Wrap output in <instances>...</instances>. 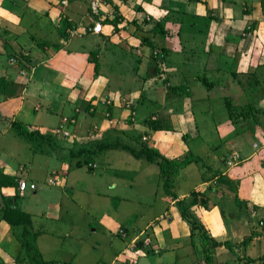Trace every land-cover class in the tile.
<instances>
[{"label":"crops","instance_id":"obj_1","mask_svg":"<svg viewBox=\"0 0 264 264\" xmlns=\"http://www.w3.org/2000/svg\"><path fill=\"white\" fill-rule=\"evenodd\" d=\"M77 1L84 2L83 10L82 5H78ZM68 8H70L71 14L68 13ZM86 8L87 0H69L68 6L63 10L60 9L57 0H0V173L22 178L21 173L24 170L32 172L34 168L44 167L35 153L29 158H21L23 162L17 165L18 168L16 167L17 170L14 169L15 171L2 160V156L7 158L6 149L8 145L15 149L14 143L11 142V138H13L11 136L17 135L16 127H24L44 134L37 128L38 126L43 127L42 123L39 122L42 120L38 121V118L32 114L40 108L37 105L38 100L46 103L48 109L53 102H58L62 109L67 106L71 109L69 115L62 114L61 116L72 117L75 120L70 125V127L76 126L73 133L74 139L65 142L64 146L69 155L73 157L79 155L76 153H79V149L84 147L83 142L89 141L93 136L102 137L106 136L107 133L112 135L122 133V127H119L121 124L114 126L110 119L116 118L118 120L121 118V111L123 110L121 99H126L127 94L133 95L135 103L139 101L145 104V97L140 96L141 93L135 91L136 89L131 90L124 87L118 76L112 79L108 77L109 82L112 80V86L115 87L111 91L116 92V100L110 97V91H107L105 83L102 87L99 84V90L104 92L102 97L93 91L90 92L94 85L92 80L86 89L90 93L85 92L83 95V100L86 102L83 110L86 116L91 115L97 119L92 125L89 124L83 128L88 116L78 117L79 107L76 102L80 97L75 86L82 89L85 84L90 82L89 76L84 74L89 68V61L85 60L82 54L84 50L82 46L61 56L59 54L68 46L67 41L76 37L66 36L65 27L69 25V22L78 21L86 12ZM119 9L122 13V20L117 25L116 31L111 33L108 22H105L102 23L99 34H90L98 37V41H96L98 46L97 50H90L92 52H89V59L95 61L94 59L99 54L106 57L111 54L113 49H118L124 57L113 62H107V64L129 66L137 73L136 75L144 79L143 82H150L151 79L146 77L149 69L150 44L162 48L165 58L162 67L157 68V70L162 71L164 83L156 88L162 91V94L163 90H166L165 97L169 96L174 100L180 98L177 94L183 92L190 94V90L194 92L193 86L185 84L183 80L188 77L199 80L204 89L195 94V98L198 100L192 99L190 94L189 99L183 101L208 105L205 110L203 107L196 110L200 114L207 116L208 113L211 114V108L215 109V105H209V100L216 96L219 97V94L214 95L216 89L221 90L230 82L231 87L235 88L245 84L244 82L248 83V80H251L256 72H264V0H129ZM61 12L69 17V22H62L64 15ZM145 14L148 15L149 22L144 19ZM185 18L189 20V24L184 22L186 28L193 29L192 32L196 30L199 35L196 43L198 47H191L193 38L184 39L188 52L183 48L182 40L178 36ZM155 24L159 25L157 30ZM144 31H146L145 35L141 36V32ZM54 32L59 38H63L64 42H67L66 46L59 51L51 47L52 42L48 39L54 35ZM150 32L154 34L150 36L146 34ZM24 34L26 37L23 36ZM141 40L146 41V44H143ZM59 42L61 43V39ZM142 45L149 46L147 55H144L141 50L135 52L136 46L139 49ZM183 52L186 54L182 57ZM132 55L133 57H131ZM65 60L74 66L73 75H71V71H65L64 66H61ZM192 65L193 68H191ZM200 70L201 72L197 73ZM191 71L192 74H190ZM119 87L123 90L121 91ZM51 88L54 90V93L51 94L53 101L51 98L47 101L42 97V93L46 90L50 92ZM31 89L34 90L31 91ZM33 91H37V93L33 94ZM140 91L142 92V90ZM145 91L148 92V89L144 88V94ZM149 91L154 90L149 89ZM247 99L250 103L259 101L258 98L250 96L244 99L240 97V99L235 98L234 104L236 107L242 103L247 104ZM108 100L110 103L106 102ZM183 110L184 113L180 112L173 117L172 109L169 108L168 112L165 113L166 117H169L165 120H162L163 117L158 112V115L154 117L155 121L158 122L156 125L170 120L178 121L185 126L182 130H185L187 126V130L195 128L193 135H196V124L190 122L188 125L187 122L197 112L191 110L188 113V109L185 110L184 108ZM130 111L127 116L135 121L134 109ZM242 114V112L239 113L238 120L242 119ZM79 119L81 123L78 122ZM237 119L233 120L239 126L237 129H233L231 122L224 124L228 126L220 127L222 132L232 136L233 130L239 131L240 124L241 127L244 125ZM227 120H229L228 115ZM127 121L129 122L128 119ZM15 123L16 125H14ZM159 126L160 129L165 128L162 124ZM175 126L179 127V124ZM8 132L11 136L6 137L10 135ZM153 133L158 137L156 140L159 141L160 130L153 131ZM242 133V139L236 146L230 143L233 145L230 147L228 144L230 150L227 154L230 151H237L241 155V160L232 167L231 171V167L223 169V166L225 167L224 162L221 165L222 169L212 166L209 156V163H205L206 165L204 164L199 172L196 171L193 174V176L198 177L199 182L194 184L192 188H198L200 192H203L204 202H199L197 209L193 206L196 198H193L188 202L187 207L193 213L196 211L195 216L197 219L199 218L198 220L206 230L207 236L215 240V245L210 246L208 243L197 240L195 232L190 234L188 224L178 214L179 205L177 204L178 199L185 200L184 196H187L188 192H180L178 194L181 196H176L175 194L179 191L171 189V195L166 194L165 196L164 193L161 196H157V193L155 195L156 205L152 219L155 220L159 216H163V218L154 222L153 227L155 229L145 230V234L151 239L150 244L136 253L133 250L127 251L128 255L133 253L142 257V264H241L242 260L249 261L250 258H259V260L264 261V230H261L264 225L259 229L254 224V221L257 223L259 219L264 222V132L263 143L260 147L254 140L248 144L247 139L244 138L246 133ZM74 142L80 144L75 150L71 147ZM154 147L157 149V146ZM255 148L258 149L254 150ZM18 155L21 156V154ZM90 161L93 162L91 158ZM60 165L62 164H54L53 167ZM203 169H207L209 173L204 172L206 175L203 174ZM64 172L66 175L67 168ZM27 175L29 176L30 173ZM27 178L35 184V180L30 176ZM162 192H164L163 189ZM36 194L38 193H36L35 185L28 202L21 207V210L29 214L31 220L29 225L23 226L24 229L15 225V228L19 227L21 230H13V226L0 219V243L4 246L1 248H5V253H12L11 257L15 258V260L12 258L3 260L0 257V264H17L16 260L20 251L24 255H30L33 252L31 257L32 260L34 259V264H38L37 261L77 264L66 259L55 261L57 259L53 260L51 256L44 255L41 250L44 243L37 244V241L34 240L35 237H48L47 233L51 230L46 223L48 220L54 219L52 216L56 212L55 207L49 203L46 206L43 205L48 200L45 194L42 193L39 200L37 197V201L33 199ZM12 196L14 197L13 204L18 208L20 201L18 197H22L24 194L16 196L14 186L0 187V205L3 197L10 198ZM197 200L199 201L198 195ZM253 209H255L254 214L252 213ZM253 215L258 216L254 218ZM252 218L254 219L252 220ZM149 221L150 219L143 226L128 231L129 235L132 236L144 230ZM70 232L72 229L69 230ZM28 233L33 236V245L29 241H24L22 242L24 244L18 243L20 245H17L18 250L11 249L10 242L12 240L20 237L25 238L24 235ZM72 239L77 240L78 236L73 235ZM57 242L56 245H59L60 242ZM127 242L128 239L120 240L118 249L114 253L118 252L119 256L122 255L120 251L127 245ZM25 243L32 246V252L25 250ZM79 244L82 245L84 242L80 241ZM201 245L204 251L198 252L201 250ZM188 246H192L194 251L206 257L204 261L197 260L195 262L193 260L195 257H192V251L188 250ZM166 251L170 252L173 258L168 257ZM102 252L104 254L100 258L105 255L107 249ZM114 253L110 262L116 260ZM127 253L122 255V258L117 256L121 264L129 259V256H126ZM97 261L99 262L96 260L94 264H98Z\"/></svg>","mask_w":264,"mask_h":264},{"label":"rangeland","instance_id":"obj_2","mask_svg":"<svg viewBox=\"0 0 264 264\" xmlns=\"http://www.w3.org/2000/svg\"><path fill=\"white\" fill-rule=\"evenodd\" d=\"M77 4H81L82 10L84 9V2L77 1ZM67 11L71 14L70 8H68ZM184 22L189 24V20L185 18L182 24L183 27L180 29L178 36L182 40L183 48L188 52L184 39L193 38V45H191V47H198L196 43L199 35L196 30L192 32L193 29L189 30L186 28ZM154 26L157 30L159 25L155 24ZM145 32L146 31L141 32V36L145 35ZM146 34L150 36L154 33L150 32ZM23 36L26 37L25 34ZM48 39L52 42L51 47L56 50L58 49V51L61 50V48H64L68 42V46L62 50L59 56L66 52H71L72 49H78L81 46L84 48L82 54L84 55L85 60L89 61V68L84 72V74L89 76L90 82H86L87 84H85L82 89H80L79 86H75V89L80 97L78 102H76L79 107L78 117L86 116L83 110L86 103L85 100H83V95L85 92H88L86 89L92 80L94 85L92 86L90 92L93 91L101 97L104 92L99 90V84L102 87L105 83L107 91H110V97L114 99L117 98V95H115L116 92L111 91L115 88L112 86V80L111 82L108 80V77L112 79L117 76L121 79L124 87H128L131 90L136 89L135 91L141 93L140 96L145 97V104L143 102L140 103L139 101L135 103L133 95L127 94L125 97L126 99H121L123 110L121 111V118L118 119L120 123H118L119 121L116 118L110 119L114 126H119V124H121L119 127H122V133H116L114 135L107 133L106 136L102 137L93 136L89 141L83 142L82 145L84 147L95 149V145L99 144V142H119L127 143L130 146L138 148L141 146V143H143L152 147L157 146L158 151L165 158L182 159L188 155L192 156L190 164L188 163V165L181 168L172 181L173 186L171 189L179 191L175 194L176 196H181L178 194L180 192L189 193H187V196H184L185 200L182 201L178 199V201H181L179 203L182 204L179 205V207H187L188 202L192 199L191 191L194 190L192 186L199 182L198 177L193 176V174L196 171L199 172V169L203 167L205 163H209V156L212 161L210 164L216 168H221L227 152L230 150V147L233 146L232 144L236 146V144L241 141L242 132V134L246 133L244 138L247 139L246 142L248 144L254 140V142H257L258 147H260L263 143L264 72H256V74L252 76L251 80H248V83L244 82L245 84H241L242 87L239 85L232 88L230 82L225 88H222L221 90L216 89L214 95L219 94V97L216 96L209 100V105H215V109L213 110V108H211V114L208 113V115L205 116L202 113H198L196 110H199L200 107H203L205 110V107L208 105H204L199 102L194 103L183 101L189 99L190 94L192 99L195 101L198 100L195 98V94L204 89L199 80L191 79L190 77L183 80L185 84L193 86L192 88L194 92L190 90V94L185 92L177 94L180 98L174 100L169 96L165 97V93L167 92L166 90H163L162 94V91L156 88L164 83L162 81L164 78H162V71L157 70V68L162 67L163 60H158L162 56L156 58L153 54H151L153 49H159L155 46H152L153 48L150 46L149 48L148 45H142L140 46L141 49L139 47V49H137V46L135 48V52L141 50L144 55H147L148 48L150 49V56L148 57L149 69L146 77L151 80L150 82H143L144 79L141 76L136 75L137 73L132 70L131 67L126 65L119 66V64L115 65L113 63L110 65L107 64V62H113L118 58L124 57L118 49H113L111 54L106 57L99 54L96 59H94L95 61L90 60L88 56L90 50H97L98 46V44H96L98 37L95 35L87 33L80 37H73L69 41L64 42L63 38H59L57 33L54 32V35ZM59 39H61V43L59 42ZM145 42L146 41L144 40L142 41L143 44H146ZM185 54L186 52H183L182 57ZM131 57H133V55ZM156 64H158V66H156ZM61 66H64L65 71H71V75H73L72 71L74 66L71 62H67L65 60ZM191 68H193V65ZM199 72H201V70L197 73ZM190 74H192V71ZM52 88L50 92L46 90L42 93V97L47 101L51 99V101H53V95L51 94L54 93V90ZM144 88L148 89V92L145 91V94ZM120 89L121 91L123 90V88ZM149 89L154 91H149ZM32 90L34 89H31V91ZM140 90H142V92ZM36 93L37 91H33V94ZM249 96L258 98L259 101L250 103L247 99V104L242 103V105L236 107L234 104L235 98L240 99L241 97L244 99ZM58 98L59 97L57 96V99ZM108 103H110L109 100ZM125 103L128 107H125ZM37 105L40 106V108L35 112H31L38 118V121L42 120L39 122L42 123L41 125H43V127L38 126L37 128H39L41 133H44L43 135H45L47 139H41L40 135L42 134L40 133H34L33 136L26 138L19 134L11 136L10 132H8L10 135L6 137H13L11 138V142L14 143L15 149L13 146L8 145V148L6 149L8 153L7 158L2 156L3 162H6L12 170H17V165L21 164L24 158H29L33 153H35V155L37 154L39 162L43 163L42 165L44 167L42 168H34L32 172L24 170L23 173H21L22 178L26 181L29 182L30 179L27 178L29 176L35 180L36 193L38 194H36V197H33V199L37 201L38 197L39 200L43 193L48 198L43 205L46 206L47 203H49V205L55 207L56 209L55 214L52 216L54 219L48 220V223H46L47 227L51 230V232L49 231V233H47L48 237H35L34 240L37 241V244L44 243L43 247H41L42 253L44 255L51 256L53 260L57 259L55 261H62V259H66L77 264L79 262L81 264H94L96 260H99L100 263L97 261L98 264H121V262L118 261V257L122 258L123 256H119L117 254L118 252L114 253L118 249L117 247L119 246L120 240L128 239V242H130L131 238L135 235H129V232L132 231V229L143 226L148 219H150L149 223L154 220L152 217L155 212L154 206L156 205V200H154V198L156 193L157 196H161L162 193H164L165 196L166 194L169 195L166 191L162 192V178L158 173L156 164L147 161L144 158H134L128 150L117 147L101 149L100 151H93L90 153V158L93 160L94 167L87 169L86 163L83 160V155H76L74 157L70 156L64 147L65 142H70L74 139L73 133L75 132L76 126H66V129L71 132V136L69 137L56 135L52 132L54 127L52 125L57 124L62 114L69 115L71 109H69L68 106L65 109H62L58 102H53L48 109L46 103L42 100H38ZM162 108H164L163 111L165 112H161ZM169 108L172 109L173 117L177 116L180 112L184 113V108L185 110L188 109V113H190L191 110L197 112L194 114V117H192V119H188L187 122L188 125L190 122L196 124V135H193L195 128L187 130V126L185 130H182L185 126L182 123H178V121L170 120L166 123L160 122L162 126H165L163 129H160V126L155 128L148 124L149 121L156 120L154 117L158 115V112L163 117L162 120H165L166 118L168 119L169 116L166 117L165 113L168 112ZM133 109L135 121L131 120V117L127 116L128 112ZM241 112L243 113L242 119L238 120L237 117ZM200 115H202V117H200ZM227 115L229 120H227ZM87 116V121L84 123L83 128H85L86 125H92L97 119L91 115ZM234 119H237L239 122H242V125H244L241 127L240 124L239 131L233 130L239 127L235 124V122H233ZM78 122L81 123V120L79 119ZM231 122L233 127L232 136L231 134L228 135L227 133L222 132V129L220 128L228 126L224 124H230ZM178 124L181 128L175 126ZM241 129L243 130L241 131ZM156 130H160L161 133L159 141L156 140L158 137L154 135L155 132L153 133V131ZM141 135H144L146 140L141 141ZM79 146L80 144L77 142L71 144L73 150ZM256 149L258 148H255L254 150ZM18 150L19 152H17ZM18 154H21V156ZM58 163L62 165L59 167H53L54 164ZM208 166L210 165L208 164ZM232 167L230 171L232 170ZM66 168L67 173L64 175ZM224 168L227 169L226 166H223V169ZM52 169H55V171H53L55 177L61 179V184H59V186H53L47 183V179L53 176L51 172ZM202 171L203 174L209 173L207 172V169H203ZM28 173H30L29 176L27 175ZM202 187H205V185H202ZM31 192L32 190H25L24 196L18 197L20 200L18 208L21 209V207L28 202ZM193 204L195 207L198 206L196 202ZM178 214L180 213L178 212ZM194 215H196V211ZM253 216L256 218L258 215ZM254 218H252V220ZM162 222L164 221L162 220ZM254 224L257 228H261L256 221H254ZM17 226L22 229L23 226L26 225ZM153 226L154 224L152 226L147 224L144 229L150 231L153 228L155 229ZM19 227L15 228L13 226V230H21ZM121 227L127 233L126 238L120 239L119 235H117V231ZM70 229H72V232L69 233ZM195 233L197 234L196 239L201 241L202 239L200 237L199 230ZM73 235L78 236V239L73 240ZM24 236L25 238L20 237L19 239L16 238V240H12L10 242L12 248H10L18 250V243L21 245L24 241H29V243L33 245V236H30L29 233ZM57 241L60 242L59 245H56L58 244ZM80 241L84 242V244L80 245ZM1 246L3 245L0 243V249L2 251L0 253V257L3 260H8L10 258L15 260V258L11 257L12 253H5V248H1ZM188 247V250L192 251V257H195V259L193 258L195 262H197V260L204 261L206 257H203L200 253H198L204 251V249H202V245L200 248L201 250L198 252L194 251L192 246ZM106 249L107 252L100 258V256L104 254L102 251H106ZM113 253L114 255L116 254V260L110 262V258ZM19 254V257H17L16 260L17 264H34V259L32 260L31 257L33 252L30 255H24L23 252L20 251ZM130 255L127 253L126 256H129V259L123 261V264H131V258H135L137 260L136 264H142V257H138L133 253H130ZM166 255L173 258L172 254L168 251H166ZM250 259L251 260L249 261L242 260L241 264H257L261 261L259 258Z\"/></svg>","mask_w":264,"mask_h":264},{"label":"trees","instance_id":"obj_3","mask_svg":"<svg viewBox=\"0 0 264 264\" xmlns=\"http://www.w3.org/2000/svg\"><path fill=\"white\" fill-rule=\"evenodd\" d=\"M107 22H108V24L113 26L114 31L117 30V28H118L117 24H119V21L115 17L107 19ZM150 46L152 47L151 44H150ZM159 50L164 53V49L159 48ZM60 118H59V120H60ZM67 118H69V117H67ZM157 123L158 122L154 121V120L148 122V124L150 126H153V127L159 126V125H156ZM71 124L72 123L70 121H67L66 126H70ZM14 125H16V123ZM15 130H16L17 134L23 135L26 138L33 136L34 133L38 134V132L36 130H28L24 127H19V126L16 127ZM40 136H41L40 138L47 139V137L43 134ZM69 136H71V132H69V135L65 136V137H69ZM73 137H74V135H73ZM117 147L128 150L131 153L132 157H134V158H144L145 160L156 164L157 169H158V173L162 178V188L169 195L172 194V190H171V188L173 186L172 181H173L174 177L176 176V174L178 173V171L192 161V156H190V155H188L182 159L165 158L158 151V149H156L152 146H148V145L143 144V143H141V146H139L138 148H135V147L130 146L129 144H126V143L104 142V143H100V144L95 145V147H94L95 149L82 147L81 149H79L80 150L79 153H76V154H79L81 156L83 155V160L85 161V163H87V162H90V153H92L93 151H100L101 149H109V148H117ZM16 179L17 178H15V175L13 176V175H6L3 173H0V187H4V186H14L15 187L16 186ZM202 194H203V192L202 191L200 192L199 189H194L191 191L192 199L197 198V195H198L199 201L196 199L197 204L199 202H204ZM16 196H20V195H18L16 192ZM13 202H14L13 196L10 198L3 197V200H2L1 205H0V219L3 220L5 223L11 225V226H15V225H26L27 226V225H29L31 222L29 214L26 211H23L20 208H17L13 204ZM177 202H178L177 203L178 205H182L179 203L181 201H177ZM253 210L255 211V209H253ZM179 213H180L181 218L188 224L189 229H190V234H193V232H197V230H199L200 237L202 239L201 242L208 243L210 246L215 245V240L212 239L211 237L207 236L206 230L203 228L202 223L197 219V217L194 215V213L188 209V207H186V206L179 207ZM22 244H24V243H22ZM24 246H25V250L26 249L27 250L32 249V246L29 243H25ZM204 246H205V244H204ZM37 262H38V264H58L56 262L47 263L46 261H37ZM257 264H264V261L261 260V262H259Z\"/></svg>","mask_w":264,"mask_h":264},{"label":"built area","instance_id":"obj_4","mask_svg":"<svg viewBox=\"0 0 264 264\" xmlns=\"http://www.w3.org/2000/svg\"><path fill=\"white\" fill-rule=\"evenodd\" d=\"M129 0H87V8L84 15H82L78 21H75L74 23H70V19L67 15H64V12H61L63 16L64 23L69 22V25L65 27V33L68 37L72 36H82L84 34H99L102 29V23L107 22V19L115 17L119 24L122 20V13L119 9L120 6L126 4ZM57 3L61 10L66 8L68 6L69 0H57ZM148 15H144V19L148 20ZM62 21V22H63ZM118 25V24H117ZM110 32H113V26L109 24ZM151 54L153 56L161 57L158 60H163L164 54L159 49H153L151 51ZM108 103V101H106ZM125 107H128V105L125 103ZM68 116H62L60 120L57 122L56 125L53 127V134L61 135V136H68L69 132L66 129V123L67 121H70L71 123L74 122L72 117L67 118ZM140 140L144 141L146 140V137L144 135L140 136ZM255 146V144H254ZM241 160V155L237 151H230L224 162L226 168H230L233 165L237 164ZM87 169L93 168L94 163L93 162H87L86 163ZM53 176L49 177L47 179V183L53 186H59L61 183L59 178L55 177L54 172L52 171ZM16 192L18 195L24 194L25 190H32L35 188V184L31 181H26L24 178H17L16 179ZM252 213L254 214L255 211L253 210ZM163 218V216L157 217L154 221L149 223V226H152L155 224L154 222L157 220H160ZM258 225L263 226L264 222L262 219L258 220ZM117 235H119L120 238H126L127 233L123 228H119L117 231ZM150 244V237L145 234V229L137 232L130 240L129 243L120 251L122 255H125L127 251L133 250L135 253L138 251H142L143 248L147 247ZM131 264H136L137 260L135 258L130 259ZM250 264V263H247Z\"/></svg>","mask_w":264,"mask_h":264},{"label":"water","instance_id":"obj_5","mask_svg":"<svg viewBox=\"0 0 264 264\" xmlns=\"http://www.w3.org/2000/svg\"><path fill=\"white\" fill-rule=\"evenodd\" d=\"M261 230H262V231L264 230V226L261 228Z\"/></svg>","mask_w":264,"mask_h":264}]
</instances>
